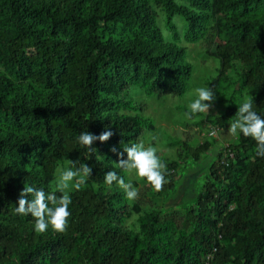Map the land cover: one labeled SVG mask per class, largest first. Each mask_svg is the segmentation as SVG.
<instances>
[{
	"label": "trees",
	"instance_id": "trees-1",
	"mask_svg": "<svg viewBox=\"0 0 264 264\" xmlns=\"http://www.w3.org/2000/svg\"><path fill=\"white\" fill-rule=\"evenodd\" d=\"M188 43L216 60L205 83L224 107L198 124L225 127L246 99L264 118V0H0V264H264V156L253 138L215 150L165 132L161 191L117 166L121 141L158 143L137 95L188 94ZM106 130L92 149L78 142ZM82 163L92 173L69 189L67 230L37 233L34 217L15 212L21 190L51 192L58 170ZM109 171L143 185V197L107 185ZM185 176L195 194L163 208Z\"/></svg>",
	"mask_w": 264,
	"mask_h": 264
},
{
	"label": "clouds",
	"instance_id": "clouds-1",
	"mask_svg": "<svg viewBox=\"0 0 264 264\" xmlns=\"http://www.w3.org/2000/svg\"><path fill=\"white\" fill-rule=\"evenodd\" d=\"M189 45L191 44L188 43L187 46ZM195 92L196 98L188 105L190 111L185 112L187 119H192L198 113L208 112L215 100L214 91L210 87H200ZM235 117L230 122L229 134L236 137L242 133L245 137L253 138L257 143V154L264 156V118L253 111L250 99H246L239 105ZM220 129L217 126L214 127L208 124L207 131L209 135L215 136ZM112 135L113 133L110 130L103 131L99 135L88 131L81 132L78 142L80 145L92 149L95 141L105 142ZM121 145L123 152L117 153L121 157L117 166L124 169L126 173L134 172L138 178L146 180L155 190L161 191L166 183L164 175L166 165L157 156V149L151 146L145 147L142 142L129 146L121 141ZM228 145L229 143L225 144L224 147ZM112 151L116 152L117 150L113 147ZM124 152L127 153L126 159L123 158ZM226 152L233 156L231 149H226ZM69 163L71 164L72 161H69ZM58 172L53 191L46 193L43 189L24 186L20 192L15 212L22 216L30 214L34 217V229L37 233H44L48 230L49 225L57 232H65L67 230L68 218L71 215L69 205L72 202L69 189L81 190L86 183V178L91 175L92 168L88 164L82 163L75 170L69 167L58 170ZM105 182L109 186L114 182L117 183L124 190L129 200H135L139 196L138 190L132 187L129 182H125L124 178L116 172L109 171L105 173ZM57 191L61 193L59 197L56 195Z\"/></svg>",
	"mask_w": 264,
	"mask_h": 264
},
{
	"label": "rangeland",
	"instance_id": "rangeland-1",
	"mask_svg": "<svg viewBox=\"0 0 264 264\" xmlns=\"http://www.w3.org/2000/svg\"><path fill=\"white\" fill-rule=\"evenodd\" d=\"M179 23L182 24V22ZM204 48L205 45L200 43L189 45L188 55L190 53L192 58H196L197 63L196 70L192 76L190 90L186 97L182 99L174 98L171 95L161 97H146L145 95H137L138 100L143 101L148 105L147 113L157 122V130L154 131L153 136L158 143H155L154 145L150 140L146 141L148 144H152L151 147H155L157 151L164 150L168 152L170 149L168 146L169 139L166 138L165 132H169L177 136H184L185 138L190 139L193 143L204 142L206 139L211 142L215 141L216 144H213V148L217 147L214 148L215 150L218 148L221 149L222 146L230 143V141L237 137L230 135L228 132L231 120H228L225 127L221 128L215 136H211L207 131L208 124L203 126L197 123L198 120L204 119L207 112L198 113L192 119H187L185 117V112L190 111L188 107L189 103L196 98L195 90L200 87H208L205 80L209 75L214 73L217 66L216 60L204 53ZM209 109H212V112L215 114L221 115L224 113V107L217 104L210 106ZM174 148L176 150L178 149L177 144H174ZM211 152L215 154L213 149ZM209 155V157H211L212 154L209 153ZM203 159L204 162L208 161L210 158L203 156ZM193 184L192 177L185 176L184 178L178 179V181H176V189L171 191L167 198H161L159 200L160 205H162L165 209H169L182 204L185 201V198L191 197L195 194ZM145 191V187L141 185L138 190V197L142 198ZM145 198H147L149 202L150 200L155 201V199L150 196Z\"/></svg>",
	"mask_w": 264,
	"mask_h": 264
}]
</instances>
